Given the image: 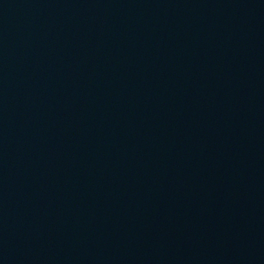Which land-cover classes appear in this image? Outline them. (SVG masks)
<instances>
[{"label":"water","instance_id":"water-1","mask_svg":"<svg viewBox=\"0 0 264 264\" xmlns=\"http://www.w3.org/2000/svg\"><path fill=\"white\" fill-rule=\"evenodd\" d=\"M179 0H0V90L51 70Z\"/></svg>","mask_w":264,"mask_h":264}]
</instances>
